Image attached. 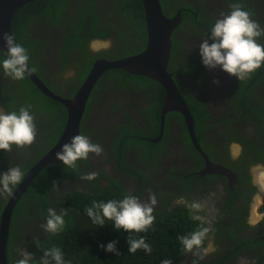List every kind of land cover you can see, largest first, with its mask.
Here are the masks:
<instances>
[{
    "label": "trees",
    "instance_id": "trees-1",
    "mask_svg": "<svg viewBox=\"0 0 264 264\" xmlns=\"http://www.w3.org/2000/svg\"><path fill=\"white\" fill-rule=\"evenodd\" d=\"M94 1L36 0L19 9L12 19V35L16 37V42L27 50L28 66L57 95L66 96V90L60 89L59 82L67 80L70 85L68 93L71 98L96 59H120L136 54L145 47L146 28L141 0H112L110 16L114 20L115 15L120 19L119 25L115 24L113 27L99 21L102 14L93 9ZM159 1L165 15L171 17L176 13L178 7L172 9L167 0ZM224 2L223 8L226 6L228 12L231 11V4L239 3L243 10L250 13V16L256 15L252 0H224ZM205 5L206 0H197L195 3L182 5L187 9L181 11V21L171 35L168 70L174 71L173 78L179 86L181 95L193 118L197 142L209 154L210 148L205 146L207 144L202 136V131H207L216 123L208 122L210 115L208 111L204 110L206 104L200 94L192 92L190 89L187 90L182 85L183 75H187L188 79L201 84L205 80L204 75L208 69L203 65L201 56L195 51L189 55L185 54L186 57L180 55L178 46H184L185 43L183 40L180 42V36L177 35L180 30L183 33L189 31L195 37L200 36L202 32L206 36L210 33L218 9L208 8ZM262 24L264 26V23ZM124 26L130 29H125ZM53 27L56 31L51 33ZM92 39L111 40V49L91 53L89 46ZM185 47L186 45L183 48ZM44 48L50 50L46 55H43ZM6 58L7 52L0 50V62ZM48 58L54 59L61 65L57 72L45 65L44 62ZM70 69L74 70V74L66 79V72ZM263 78L264 65L252 73L249 79L238 81V92L241 93L239 96L244 99L243 104L244 102L247 104L250 88L256 87ZM0 80L9 82L8 88L4 87L3 82L0 85V101L3 102L5 110L18 113L21 107H27L34 117L37 133L42 135L41 131H44L45 136L41 141L48 138V143L42 145L40 142V146L34 149L37 158H39L60 137L66 120V108L61 103L46 97L26 75L22 80H13L4 75L3 69L0 67ZM114 84L117 85L118 91L121 93H128V91L134 93L135 100L121 108L133 107L140 117L147 116L149 125L147 129L145 125L143 127L136 126V122L129 112L123 110L124 127L119 128L118 135L109 145L111 160L115 162L119 170L144 181L145 176L150 173V169L148 173H145L143 169L148 167L150 162V164L154 163L157 157L165 152L168 142L171 143L174 140L182 141L186 149L190 150V155L198 158L202 163L201 155L195 151L191 144L184 119L178 112H169L165 115L162 139L159 142H150L148 138H155L159 134L160 110L165 91L159 83L144 76L131 74L122 69L105 71L89 95L82 121L88 119L87 116L91 114L90 101L96 102L99 92L108 91ZM10 87H12V91L18 90L20 96L14 106L12 105L14 102L6 97L7 89ZM233 107L235 111L238 109L236 105ZM243 107L248 111L256 110L255 106L246 105ZM111 108L114 109L112 105ZM81 125L83 127L80 129V135L89 137L92 131L85 128L88 126L85 122H81ZM174 126L179 129V134L173 139L170 137L169 131ZM107 145L106 143V147ZM131 148L136 152L139 166H131L126 162L125 153ZM36 161L37 159L26 165L25 170ZM80 162L83 166L89 165L88 159L80 160ZM96 173L98 175L95 180L90 183L86 181L83 184L87 188L86 190L64 187L65 190L61 192H57V188L66 180L71 177L76 179L77 175H85L79 165L76 168H68L60 162L48 165L38 173L20 197L11 216L6 247L8 264H14L20 258L18 249H21L22 246L28 249L27 252L33 254L32 264H41L43 252L53 247L61 250L65 264H162L165 259L171 260L172 264H183L186 260L189 263L195 261V264H222V261H217V263L214 261L201 262L193 257L194 255L183 251L179 237L190 235L206 226L204 219L200 221L192 218V214L197 215V213L189 207L173 205L174 207L165 209L163 208L164 203H168L165 201L162 203L161 209L153 212L155 221L152 227L141 233H127L123 229L116 230L113 227V221L109 220L105 221L104 226L94 225L86 214V209L92 206L93 201L120 200L130 193L120 182L111 178L103 170ZM145 179L146 182H149V178ZM2 205L3 202L1 207ZM50 207L55 208L58 214L67 213L64 216V228L56 235L46 233L40 228L41 224L46 222ZM200 216L202 217V215ZM37 219L39 222H36ZM213 229L208 231L202 246L208 240ZM29 230L32 234L34 233L31 244L25 241ZM141 236L152 247V252L149 254L140 249L135 254L129 253L128 238L137 239ZM111 241H118L116 247L120 255L106 252L100 247L101 244L106 245ZM49 259L50 264H55L51 258Z\"/></svg>",
    "mask_w": 264,
    "mask_h": 264
},
{
    "label": "flooded vegetation",
    "instance_id": "flooded-vegetation-1",
    "mask_svg": "<svg viewBox=\"0 0 264 264\" xmlns=\"http://www.w3.org/2000/svg\"><path fill=\"white\" fill-rule=\"evenodd\" d=\"M196 1L167 0L172 9L178 7L176 12L187 9L183 8V4L188 5V3ZM252 1L256 15L251 18L264 28L262 24L264 23V0ZM93 4V9L102 14L99 18L102 24L105 23L111 27L115 24L119 25L118 16L115 15V20L110 16L112 0H95ZM223 5H225L224 0H206L205 6L218 9L216 21L221 13H229L227 7L223 8ZM111 30L114 32L113 29ZM55 31L56 29L53 27L51 33ZM178 34L180 42L183 40L186 45L185 48H183L185 45L178 46L182 57H186L194 51L200 55L199 45L203 38H206L204 32L197 37L189 31L183 33L180 30L177 32ZM100 40L102 39L90 41L91 53L111 49L112 42L109 40L105 47L94 50L93 46H96V42H102ZM257 42L264 45L263 37L258 38ZM209 43L211 44V40ZM47 52L49 53L50 50L44 48L43 55H46ZM44 63L55 72L61 68V65L51 58L46 59ZM176 63L178 65L177 61ZM175 67L177 66L175 65ZM73 74V69L68 70L66 79L72 77ZM204 77L205 80L200 84L188 79L187 75H183L182 85L187 90L190 89L192 92L200 94L206 104L204 110L208 111L210 115L208 122L216 123L207 131H202V136L207 144L205 146L210 149L208 154L206 149L198 143L201 151L207 155V159L212 164L224 168L229 173L228 175L216 172L206 173L203 157L201 156V163L198 158L190 155V150L186 149L182 141L174 140L171 143L168 142L165 152L161 153L154 163L148 164L149 168L143 169L145 173H148L150 169V173L145 176V178H149V182H146L144 177L145 182L139 177H134L135 181H130V175L116 168L115 162L111 160L109 145L118 135L119 128L124 127L123 110L129 112L136 122V126L143 127L145 125L147 129L149 125L147 116L140 117L133 107L121 108L135 100V97L134 93H129V91L128 93L119 92L116 84L112 85L108 91L99 92L96 102L90 101L91 114L87 116L88 119L85 116L86 120H81L82 123L85 122L88 125L85 128L92 131L88 137L89 140L93 142L100 139L97 144L102 146L103 153L100 156L90 154L88 166H83L80 161H77V165L81 167L84 174L103 170L111 178L120 182L123 187L131 186L133 194L129 193V195H134L141 201L147 200L149 192L154 193L158 201L154 211L161 209L162 203L165 201L168 202L164 203L163 208L165 209H170L173 205L190 206L193 203H198L200 205L199 215H202L210 223L209 230L214 228L205 245L199 250L203 254V259L193 256L201 262L206 260L205 262L214 261L215 263L222 261V264H264V78L256 87L250 88L247 104L245 102L243 104L244 99L239 96L241 94L238 92L239 83L235 77L224 72L219 66L215 69H208ZM214 80H218L219 83H214ZM1 82L5 88H8L9 82L0 80V85ZM45 85L49 88L47 84ZM59 85L60 89L66 90V96L62 97L70 98V93H68L70 85L67 80H62ZM6 97L14 102L13 106L20 98L18 90L12 91V87L7 89ZM111 105L114 109L111 108ZM233 105L238 107L236 111ZM246 105L255 106L256 110L248 111L243 107ZM0 109L9 113L1 101ZM41 132L42 135L37 133L36 140L30 146L18 149L14 145L11 152L0 150V173L6 172L13 166H19L25 173V166L38 159L34 149L40 146V142L42 145L48 143V138L41 141L45 136L44 131ZM178 134L179 129H176V126L169 131V135L173 139ZM101 141L102 143H100ZM195 151L199 153L196 149ZM135 153L134 149H129L125 153L126 162L132 166H139ZM105 161H110L112 164L105 163ZM203 172L204 174L201 175ZM80 177L77 175L76 179L69 178L58 186L57 192L64 191V187L86 190L87 188L83 185L86 180H82ZM8 199L9 197H0V207L2 202L3 207ZM36 222H39V219ZM33 236L34 233L28 232L25 241L31 244ZM21 249L28 251L25 246H22Z\"/></svg>",
    "mask_w": 264,
    "mask_h": 264
},
{
    "label": "clouds",
    "instance_id": "clouds-1",
    "mask_svg": "<svg viewBox=\"0 0 264 264\" xmlns=\"http://www.w3.org/2000/svg\"><path fill=\"white\" fill-rule=\"evenodd\" d=\"M230 8L231 11L228 14L221 13L212 26L210 33L206 38H203L202 43L199 45V53L203 65L209 70L219 66L224 72L234 76L238 81H244L249 79L252 73L264 65V45L257 42L258 38L264 37V28L257 21H254L250 13L243 10L239 3L231 4ZM0 39L3 40L7 49V58L0 62L4 75L13 80H22L26 72L30 71L27 50L16 42L14 35L8 32L0 34ZM209 40L213 42L210 44ZM100 41L102 42L98 43H108V40ZM93 48L96 50L95 46ZM213 82L219 83L218 80ZM36 135L37 129L34 117L30 114L27 107H21L18 113L16 111L6 113L0 109V150L11 152L14 145L18 149H23L34 143ZM99 141L100 139H96L91 142L87 136L80 135L79 132L78 135L71 137L69 142L62 145L60 151L55 153V158L68 168H76L77 161L87 160L90 154L100 156L103 153L102 146L95 144V142L99 143ZM25 175L19 166L10 167L6 172L0 173V197L13 196V188L21 183ZM97 175L96 172H89L80 178L92 181L97 178ZM157 203L156 195L151 192H149L145 201H141L134 195H125L120 200L93 201L92 206L86 209V214L92 223L98 227L104 226L106 224L105 221L109 220L113 221V227L116 230L123 229L127 233H141L152 227L155 221L153 212ZM182 207H189L196 211L197 215L195 213L192 214L194 220H205L197 211L200 208L198 203ZM66 214V212L58 214L55 208H48L46 222L41 224V228L52 235L60 233L65 225L64 216ZM208 231L209 229L205 226V228L196 230L190 235L180 236L179 240L183 246V251L203 259V254L199 250L203 247L202 245ZM36 243L38 244V242ZM117 243L118 241H111L106 245L101 244L100 247L104 251L118 256L120 253L116 247ZM127 243L129 253L135 254L140 249L149 254L152 252V247L146 243L142 236L137 239L128 238ZM18 255L20 258L14 264H32L34 259L32 253L24 249H18ZM49 258L55 264H65L62 252L57 247L43 252L41 264H50ZM162 264H172V261L165 259ZM193 264H195V261Z\"/></svg>",
    "mask_w": 264,
    "mask_h": 264
},
{
    "label": "water",
    "instance_id": "water-1",
    "mask_svg": "<svg viewBox=\"0 0 264 264\" xmlns=\"http://www.w3.org/2000/svg\"><path fill=\"white\" fill-rule=\"evenodd\" d=\"M32 1L36 0H0V34L4 32L12 34L11 24L14 15L19 9ZM141 3L146 28V44L144 49L136 54L120 59H96L92 63L85 79L71 98H64L53 93L28 66L30 71L26 72V77L46 97L61 103L66 108V120L59 139L27 170L24 179L14 190L13 196L9 197L2 208L0 213V264H8L6 258L8 231L17 201L26 191L29 183L43 168L49 164L60 162L55 158V153L60 151L62 145L69 142L71 137L79 134L81 120L89 95L99 77L107 70L122 69L131 74L152 79L163 87L165 93L160 110L159 135L157 138L152 139L151 142H158L162 138L165 115L169 112H178L184 119L192 145L204 159L206 173L229 174L220 165L212 164L207 159V155L201 151L194 134L193 118L185 99L181 95L180 88L173 78V72L168 70L171 35L181 21V11L179 10L174 16L168 17L163 13L159 0H141ZM0 50L7 52L2 39H0ZM203 174L204 172L201 173V175Z\"/></svg>",
    "mask_w": 264,
    "mask_h": 264
},
{
    "label": "rangeland",
    "instance_id": "rangeland-1",
    "mask_svg": "<svg viewBox=\"0 0 264 264\" xmlns=\"http://www.w3.org/2000/svg\"><path fill=\"white\" fill-rule=\"evenodd\" d=\"M95 44H96L95 48H99V47L102 48V47H105L107 43H103V44H101V43L96 42ZM66 73L68 74V71H67ZM105 163H109L110 165L112 164V162H110V161H105ZM159 173H160V171H159ZM129 179H131L130 181H135L136 178L134 179V177L130 176ZM125 188H126L128 191H130V193H132L131 186H126ZM132 194H133V193H132ZM197 211H200V209H198ZM209 226H210V223L206 220V228H208ZM183 264H193V262H190V263H189V262L186 260V261L183 262Z\"/></svg>",
    "mask_w": 264,
    "mask_h": 264
}]
</instances>
